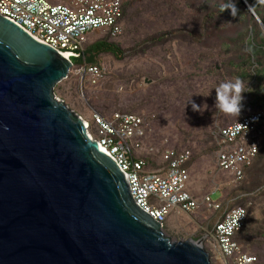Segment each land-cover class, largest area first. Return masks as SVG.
Returning a JSON list of instances; mask_svg holds the SVG:
<instances>
[{
	"label": "water",
	"instance_id": "water-1",
	"mask_svg": "<svg viewBox=\"0 0 264 264\" xmlns=\"http://www.w3.org/2000/svg\"><path fill=\"white\" fill-rule=\"evenodd\" d=\"M72 66L0 15V264H211L201 241L174 240L135 203L55 97Z\"/></svg>",
	"mask_w": 264,
	"mask_h": 264
},
{
	"label": "rangeland",
	"instance_id": "rangeland-1",
	"mask_svg": "<svg viewBox=\"0 0 264 264\" xmlns=\"http://www.w3.org/2000/svg\"><path fill=\"white\" fill-rule=\"evenodd\" d=\"M213 1L122 0V35L112 38L102 32L91 33L83 50L86 52L94 42L107 41L117 45L121 53L97 57L95 62L101 64L103 76L96 84L72 67L68 77L56 84L54 94L83 119L86 127L94 112L142 117L145 131L139 140L138 156L147 160L150 169L160 163L162 149H189L191 186L198 196L221 184V192L212 193L211 199L224 202L240 190L239 204L249 211L240 237L242 249L255 258L251 264H264V182L255 184L247 174L242 183L229 184V178L215 168L214 142L219 128L260 108L253 86L256 80L264 86V73L253 79L241 75L256 74L262 59L253 58L250 66L243 64L247 52L240 42L241 26L226 17L210 18ZM257 29L264 35L259 19ZM82 57L83 64L89 65L88 55L82 53ZM236 77L246 90L238 116L215 107V87ZM192 102L200 109L194 111ZM210 218L203 209L195 215L173 214L162 229L174 240L201 241L211 264H223L205 240Z\"/></svg>",
	"mask_w": 264,
	"mask_h": 264
},
{
	"label": "built area",
	"instance_id": "built-area-1",
	"mask_svg": "<svg viewBox=\"0 0 264 264\" xmlns=\"http://www.w3.org/2000/svg\"><path fill=\"white\" fill-rule=\"evenodd\" d=\"M0 15L6 17L38 42L49 45L72 63L82 56L89 34L102 32L112 38L124 30L122 0H0ZM77 74L88 76L96 84L103 76L101 64L72 66ZM264 108L248 111L232 124L214 134L215 168L229 178V184L241 183L251 167L264 139ZM100 149L123 172L135 203L162 227L173 214L195 215L203 209L213 222L205 235L223 264H251L255 258L245 253L237 240L249 213L243 206L223 209L230 201H213L211 194L221 192V184L212 192L198 196L191 186L189 149L166 147L160 163L149 168L138 156L145 128L142 117L116 112L110 116L94 112L86 128ZM243 209L236 217L234 209ZM221 210H223L221 212Z\"/></svg>",
	"mask_w": 264,
	"mask_h": 264
},
{
	"label": "trees",
	"instance_id": "trees-1",
	"mask_svg": "<svg viewBox=\"0 0 264 264\" xmlns=\"http://www.w3.org/2000/svg\"><path fill=\"white\" fill-rule=\"evenodd\" d=\"M227 0H214L213 6L211 7V12L209 14L210 18H228L230 21L235 22L234 24L241 26V32H240V42L244 49H246V59L243 63L244 65L250 66L252 64V59L261 58L262 61H258L261 65L260 68L256 70V74H245L243 73L242 78L243 79H253L254 76H258L259 74L264 73V35L257 29L258 28V20L254 18L247 7H249L253 10V12L257 15L259 21L264 24V0H234L236 8H237V14L235 16L231 15L230 9L228 8H221V5L226 3ZM124 5V4H123ZM125 7V6H124ZM103 53H111L113 55H119L121 53L120 48L115 45L114 43H110L107 41H97L91 44L86 52H83V55L87 54L88 58H86V61L90 63V65L98 64L95 62L97 60V57L100 56ZM84 57L80 56L78 58H73L72 61L76 62L74 65H81L83 64ZM256 91V100L258 101V104L260 105V108H264V86L261 84V81H257L253 86ZM262 106V107H261ZM260 127H264V121L261 122ZM247 174H251L253 183H260L264 182V139L262 141V146L257 154L253 164L251 167H249L245 171V177L242 180V182L245 180ZM241 182V183H242ZM259 185V184H258ZM262 186V185H261ZM264 186V185H263ZM240 190H237L234 193V196L232 198H229L226 201H230L228 206L225 204L223 209H230L233 206H243L247 209L248 208L244 205L239 204V200L241 199L239 196ZM239 197V198H238ZM223 210H221L222 212ZM249 213V211H248ZM213 221V220H212ZM211 221L210 227L212 226L213 222ZM248 222V220H247ZM247 225V223H246ZM241 230L237 235V240L239 243H241L240 237L242 236L245 228Z\"/></svg>",
	"mask_w": 264,
	"mask_h": 264
},
{
	"label": "clouds",
	"instance_id": "clouds-1",
	"mask_svg": "<svg viewBox=\"0 0 264 264\" xmlns=\"http://www.w3.org/2000/svg\"><path fill=\"white\" fill-rule=\"evenodd\" d=\"M221 8L230 9L231 15L235 16L237 14V8L234 0H227L226 3L221 5ZM242 81L239 77L234 78L233 80H225L220 82L215 87L216 99L215 107L226 114L239 115L243 99L242 92ZM192 109L194 111L200 109V105H197L195 102H192ZM234 215L238 218L243 215V209L236 208L234 209Z\"/></svg>",
	"mask_w": 264,
	"mask_h": 264
},
{
	"label": "bare ground",
	"instance_id": "bare-ground-1",
	"mask_svg": "<svg viewBox=\"0 0 264 264\" xmlns=\"http://www.w3.org/2000/svg\"><path fill=\"white\" fill-rule=\"evenodd\" d=\"M64 57L66 58L67 57V55H64ZM87 125V124H86ZM87 128V127H86ZM88 136L90 137V138H92V136L89 134V132H88Z\"/></svg>",
	"mask_w": 264,
	"mask_h": 264
}]
</instances>
